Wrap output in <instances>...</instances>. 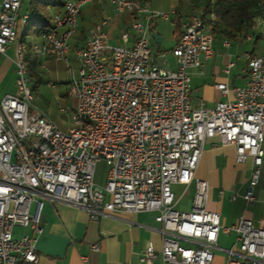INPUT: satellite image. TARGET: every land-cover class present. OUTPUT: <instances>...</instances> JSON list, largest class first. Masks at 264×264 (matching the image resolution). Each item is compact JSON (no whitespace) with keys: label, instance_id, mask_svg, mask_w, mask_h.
Returning <instances> with one entry per match:
<instances>
[{"label":"built area","instance_id":"obj_1","mask_svg":"<svg viewBox=\"0 0 264 264\" xmlns=\"http://www.w3.org/2000/svg\"><path fill=\"white\" fill-rule=\"evenodd\" d=\"M21 1H0V59L7 44L14 43L17 75V93L0 98V264H36L34 238L27 233L14 236L13 230H38L30 205L40 206L42 199L83 208L92 218L155 211L161 264H212L220 230L237 234L235 246L226 250L225 264H264V228L245 218L222 226L219 214L206 209V180L195 179L189 210L175 208L171 189L193 179L205 140L217 137L221 144L234 145L236 162L251 160L243 198L253 200L264 160V53L246 54L245 82L231 89L232 99L210 108L193 107L188 70L213 54L215 13H209L208 24L199 15L191 16L172 49L176 68L168 69L151 61L150 30L153 20H167L173 11L152 10L137 0H98L113 4L118 13L132 14L135 38L129 46L110 44L101 29L106 20L90 30L75 51L76 71L69 69L68 95L75 110L71 125L63 130L32 103L28 46L17 33L18 23L26 20L18 15ZM86 1L64 2L40 40L31 44L34 55L66 60ZM258 24L264 25V17ZM216 87L225 95L230 91L223 82ZM100 160L109 166L103 184L95 182ZM182 239L192 244L184 245ZM90 247L98 250L97 244ZM156 258L150 247L140 255L145 263Z\"/></svg>","mask_w":264,"mask_h":264},{"label":"crops","instance_id":"obj_2","mask_svg":"<svg viewBox=\"0 0 264 264\" xmlns=\"http://www.w3.org/2000/svg\"><path fill=\"white\" fill-rule=\"evenodd\" d=\"M137 1L146 4L152 2L154 4V7H150L152 10L173 11L170 15L171 33H166L164 23H159L158 19L152 21L150 37L152 32H156L160 41H155L151 37L150 57L157 65L175 69L177 62L172 49L191 16H200L205 0H158L157 3L156 0ZM22 3L23 0L18 15L20 19L26 17V20L24 23H18L17 33L18 39L25 42L29 50V45L40 40L41 33H37L29 21L31 16L28 9L29 1L26 8H23ZM47 10L52 18L53 14L61 12L62 6L50 7ZM262 17L264 16L255 18L249 28L226 29L221 32L214 30L212 56L203 60L199 67L188 70L190 102L193 107L210 108L218 101L232 99L234 94L231 89L244 84L247 74L246 54L264 53V51L257 53L255 50L260 38L256 33L257 21ZM139 18L142 19V16ZM102 20H106L101 29L105 32L108 42L113 31L119 30L122 33L131 30L123 46L132 44L135 38V32L130 28L132 14L118 13L114 10V5L106 1H86L81 5L77 31L71 40L70 49L74 50L73 57L77 61V66L76 49L84 44L90 30L95 29ZM203 21L206 24L210 23L208 15ZM167 37L170 45L163 49L161 43ZM14 47L15 44L13 49ZM153 48L158 50L157 55L153 54ZM160 49L162 52H159ZM50 57L52 56H40V62ZM242 58L244 63L241 67L239 61ZM13 59L14 57H9L6 52L0 59V98L7 93L15 94L5 82L7 75L15 70ZM220 82L225 83L230 89L227 95L222 94L216 87ZM250 170L249 158L242 163L236 162L234 145L221 144L217 137L206 139L193 179L187 184L174 183L171 186L176 201L175 208L179 210L191 208L195 179H203L208 183L206 209L219 214L222 226H233L241 218H245L251 220L254 227L264 228V160L254 187V198L248 202L243 198V194L249 184ZM30 213L37 217L38 230L15 227L13 235L27 233L34 238L37 250L36 264H161L160 224L155 220V211H119L92 218L83 208L70 204H55L42 199L40 206L36 202L31 203ZM236 237L234 230L228 232L220 230L213 249L212 264H225L226 250L235 246ZM180 242L184 245L192 244L191 241L183 239ZM92 244H97L98 250H92L90 247ZM148 247L157 254V258L151 263L140 260V255Z\"/></svg>","mask_w":264,"mask_h":264},{"label":"rangeland","instance_id":"obj_3","mask_svg":"<svg viewBox=\"0 0 264 264\" xmlns=\"http://www.w3.org/2000/svg\"><path fill=\"white\" fill-rule=\"evenodd\" d=\"M28 1L29 0H23V8H26ZM157 1L158 0H156L155 3H157ZM153 5L154 4H152V2L147 4L149 8L154 7ZM158 20L159 23H164L163 25L166 27V33H171V17L167 20ZM130 33L131 30L122 33L119 30H115L112 32L109 43L113 45H125ZM256 33H258L260 38L257 42V47L255 50L257 53H260L264 51V25L258 24ZM169 41V37H167V39L161 43V47L163 49L168 48L170 45ZM13 46L14 43H9L7 44L6 49V54L11 58L14 57ZM30 46L31 45H29V50L26 55V62L29 63L34 61L35 69L41 76L40 82L35 86H31L33 94L32 103L41 108L47 114V116L58 125L59 128L66 130L71 125L70 116L75 110L74 99L68 95V90L71 84L69 69H72L74 72L77 69V61L73 57L74 50L70 49V51L64 55L66 60L50 57L45 59L44 62H40V56L34 55L30 49ZM152 51L154 55H157L158 50L156 48H153ZM159 52H162V49H160ZM243 63L244 59L242 58V60L239 61V65L242 67ZM16 76V72L13 70L7 75L5 81L6 86L12 88L14 90L13 93L15 94L17 93V89L14 84ZM62 107H66V111L60 110ZM108 168L109 166L105 160H100L97 162L95 167V182L97 184H103L105 182Z\"/></svg>","mask_w":264,"mask_h":264},{"label":"trees","instance_id":"obj_4","mask_svg":"<svg viewBox=\"0 0 264 264\" xmlns=\"http://www.w3.org/2000/svg\"><path fill=\"white\" fill-rule=\"evenodd\" d=\"M66 0H29L28 9L31 12L30 23L37 33L50 27L51 17L48 8L63 6ZM213 11L217 17L213 29L222 31L226 29L240 30L249 28L253 20L264 16V0H205L200 17L203 19ZM182 32H180L179 37ZM28 74L33 86L40 82V74L35 69L34 61L28 64Z\"/></svg>","mask_w":264,"mask_h":264},{"label":"water","instance_id":"obj_5","mask_svg":"<svg viewBox=\"0 0 264 264\" xmlns=\"http://www.w3.org/2000/svg\"><path fill=\"white\" fill-rule=\"evenodd\" d=\"M151 37L155 40V41H160V37L156 32H152L151 33Z\"/></svg>","mask_w":264,"mask_h":264}]
</instances>
